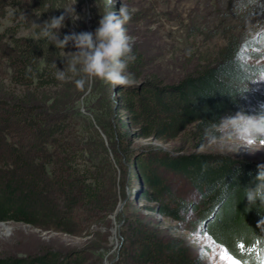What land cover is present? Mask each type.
Instances as JSON below:
<instances>
[{
  "label": "trees",
  "instance_id": "trees-1",
  "mask_svg": "<svg viewBox=\"0 0 264 264\" xmlns=\"http://www.w3.org/2000/svg\"><path fill=\"white\" fill-rule=\"evenodd\" d=\"M6 6L12 26L5 29L9 43L1 52L10 74L0 79V222L84 241L61 250L49 246L23 256L0 255V264H103L111 215L134 179L146 186L140 196L152 203L149 209L175 221L183 220L189 204L178 196L181 181L199 198L191 209L212 215L206 233L243 262L260 264L264 206L247 209L245 192L255 187L257 165L264 163L169 151L155 142H174L188 132L201 144L221 117L249 115L254 82L264 72V64L250 62L263 55L252 48H264V27L230 37L212 61L173 83L148 73L146 57L134 43L135 59L127 68L133 86L97 80L80 90L75 83L80 75L56 78L68 67L67 52L76 49L56 48L41 34L44 21L64 12V2L0 0V9ZM110 7L95 11L93 32ZM71 21L65 20L61 39L71 33ZM20 28L31 29L32 36H16ZM136 140L146 143L136 147ZM123 223L125 239L114 264H205L148 215L132 212Z\"/></svg>",
  "mask_w": 264,
  "mask_h": 264
},
{
  "label": "rangeland",
  "instance_id": "rangeland-1",
  "mask_svg": "<svg viewBox=\"0 0 264 264\" xmlns=\"http://www.w3.org/2000/svg\"><path fill=\"white\" fill-rule=\"evenodd\" d=\"M66 7L73 6L80 18L71 21V33L93 32V15L100 7L110 4L111 0H62ZM114 1V0H112ZM119 9L123 5L131 14L125 25L127 34L138 44L146 57V70L157 75L164 83H173L184 74L205 63L212 61L216 52L230 37L249 35L264 27V0H118ZM65 7V8H66ZM111 9V7H110ZM10 8L0 9V79L6 81L10 69L2 58V45H8L12 26L7 18ZM3 15V16H1ZM31 29L20 28L16 36L30 37ZM132 43V44H134ZM6 49V48H5ZM4 50V48H3ZM263 55L250 60L252 63L264 64V48H252ZM264 72L254 82L255 97L247 106L248 116H258L264 112ZM81 111H84L80 102ZM143 140H136V147L143 145ZM162 148L173 151L179 148L182 152H202L210 154H228L255 163H264V149L252 152L241 146L235 152L233 145L217 139L215 143L206 140L199 144L188 132L179 136L174 142L157 143ZM177 185L178 196L189 204L183 212V220L175 221L164 218L150 210L152 203L141 198V190L146 186L134 179L130 186H125V197H120L121 209L111 215V227L108 249L102 254L103 264H114L122 241L125 224L123 217L136 212L148 215L161 223V226L173 235L179 236L190 248L193 255L201 257L205 264H244L225 246L217 243L206 233L207 221L212 215H203L202 209H191L192 203L199 200L197 194L184 186L181 181ZM0 228V255L23 256L36 253L41 247H66L82 245L84 238L69 236L51 230H41L25 223L4 222ZM205 234L210 238V246L201 239Z\"/></svg>",
  "mask_w": 264,
  "mask_h": 264
},
{
  "label": "clouds",
  "instance_id": "clouds-1",
  "mask_svg": "<svg viewBox=\"0 0 264 264\" xmlns=\"http://www.w3.org/2000/svg\"><path fill=\"white\" fill-rule=\"evenodd\" d=\"M77 16L73 6L64 8L60 16L50 17L42 24V36L47 38L56 48L65 49L70 44L76 50L67 52L70 58L66 61L67 69L59 70L56 78L60 81L68 79V73L80 75L75 81L78 89L83 90L97 80L116 86H133L135 80L127 72L128 65L134 61L132 53L133 38L127 34L125 25L131 19V14L125 6L118 13L109 12L102 15L94 32H72L60 38V29L65 26V20L73 23ZM208 135L210 142L217 139L233 145L235 152L243 146L252 152L264 149V114L248 116L237 113L235 116L221 117L213 123ZM255 187L246 188L245 197L248 208L264 206V164L257 165L254 177ZM259 202V203H257Z\"/></svg>",
  "mask_w": 264,
  "mask_h": 264
},
{
  "label": "water",
  "instance_id": "water-1",
  "mask_svg": "<svg viewBox=\"0 0 264 264\" xmlns=\"http://www.w3.org/2000/svg\"><path fill=\"white\" fill-rule=\"evenodd\" d=\"M110 6H111V11L110 12H117L119 11V2L118 0H114V1H110ZM121 209V204L119 203L117 206V209L114 211L113 216L115 215V213L117 212V210ZM0 223H4V222H0Z\"/></svg>",
  "mask_w": 264,
  "mask_h": 264
},
{
  "label": "snow or ice",
  "instance_id": "snow-or-ice-1",
  "mask_svg": "<svg viewBox=\"0 0 264 264\" xmlns=\"http://www.w3.org/2000/svg\"><path fill=\"white\" fill-rule=\"evenodd\" d=\"M260 81H264V77H262V79ZM201 239H203L206 242L205 246H210V243H209L210 238L208 237L207 234H205L203 237H201ZM241 247H243V246H241ZM237 264H239V262H237ZM244 264H247V262H244ZM260 264H264V259L260 260Z\"/></svg>",
  "mask_w": 264,
  "mask_h": 264
},
{
  "label": "bare ground",
  "instance_id": "bare-ground-1",
  "mask_svg": "<svg viewBox=\"0 0 264 264\" xmlns=\"http://www.w3.org/2000/svg\"><path fill=\"white\" fill-rule=\"evenodd\" d=\"M4 226H6V225H5V224H1V223H0V228H3Z\"/></svg>",
  "mask_w": 264,
  "mask_h": 264
}]
</instances>
